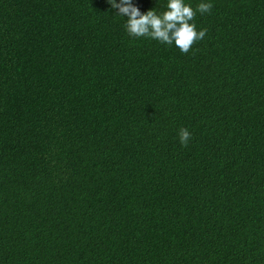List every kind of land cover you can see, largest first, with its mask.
Returning a JSON list of instances; mask_svg holds the SVG:
<instances>
[{
  "label": "trees",
  "instance_id": "16d2710c",
  "mask_svg": "<svg viewBox=\"0 0 264 264\" xmlns=\"http://www.w3.org/2000/svg\"><path fill=\"white\" fill-rule=\"evenodd\" d=\"M211 3L0 0V264H264V0Z\"/></svg>",
  "mask_w": 264,
  "mask_h": 264
},
{
  "label": "clouds",
  "instance_id": "9594fccd",
  "mask_svg": "<svg viewBox=\"0 0 264 264\" xmlns=\"http://www.w3.org/2000/svg\"><path fill=\"white\" fill-rule=\"evenodd\" d=\"M116 15L125 18V31L136 37L145 36L166 45H175L180 51L186 52L195 40H200L205 29L196 31L193 17L196 12H209L211 0H200L195 10L185 0H166L163 11L151 9L141 13L132 0H107ZM181 144H186L190 133L186 128L178 130Z\"/></svg>",
  "mask_w": 264,
  "mask_h": 264
}]
</instances>
